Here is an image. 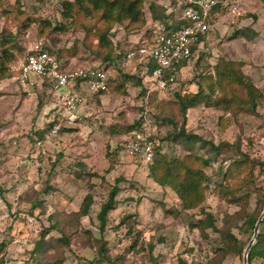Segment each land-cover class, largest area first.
Wrapping results in <instances>:
<instances>
[{
	"label": "rangeland",
	"instance_id": "1",
	"mask_svg": "<svg viewBox=\"0 0 264 264\" xmlns=\"http://www.w3.org/2000/svg\"><path fill=\"white\" fill-rule=\"evenodd\" d=\"M72 1L0 0V264H107L99 252L112 264H241L252 235L245 222L264 206L263 2L216 0L221 10L216 23L211 16L201 58L179 81L188 94L208 84L213 93L183 117L170 95L140 94L155 30L149 7L178 19L176 1L142 0L143 24L132 32L111 25L110 48L97 43L107 27L100 12L77 13ZM252 17L259 36L242 48L230 38ZM38 42L70 68L105 71L107 92L82 93L73 124L48 90L23 91L14 81L12 67ZM217 59L241 63L257 92L253 105L241 104L242 88L217 84ZM221 97L232 99L228 108ZM140 117L161 156L204 175L197 207L182 209L124 150L126 131ZM55 123L58 132L48 135ZM181 128L196 139L175 136ZM114 185L115 205L99 233L96 214ZM86 195L91 204L79 216Z\"/></svg>",
	"mask_w": 264,
	"mask_h": 264
},
{
	"label": "built area",
	"instance_id": "2",
	"mask_svg": "<svg viewBox=\"0 0 264 264\" xmlns=\"http://www.w3.org/2000/svg\"><path fill=\"white\" fill-rule=\"evenodd\" d=\"M175 6L179 7L181 14L178 19L183 22L177 30L167 31L163 26H154L155 33L150 40L145 61V65L150 62L153 67L148 69L144 65L141 81L146 94L156 93L163 96L177 91V87L181 85L179 81L182 83L184 80L183 72L197 59V52L202 45L201 39L211 31V16L217 7V1L184 0L176 1ZM29 53L12 67L14 81L23 91L41 90L46 83L52 97L61 101L60 115H66L68 124L75 122L81 103L79 93L93 95L107 92L104 69L86 66L70 68L69 65L63 68L42 48L40 42ZM59 128L58 124H53L48 135L56 134ZM149 133L150 129L143 117L139 129L132 131L124 139V150L145 165L151 164L153 160ZM37 145L40 143L37 142Z\"/></svg>",
	"mask_w": 264,
	"mask_h": 264
},
{
	"label": "trees",
	"instance_id": "3",
	"mask_svg": "<svg viewBox=\"0 0 264 264\" xmlns=\"http://www.w3.org/2000/svg\"><path fill=\"white\" fill-rule=\"evenodd\" d=\"M173 1L183 2L184 0ZM259 1L263 2L264 4V0ZM141 2L142 0H73L72 3H70V6L75 7L77 13L84 15L87 13L91 14L93 12H100V19L107 24V27L98 37L97 43L100 46H102L103 43H106L107 48H110V36H112V33H110L109 30L111 25L118 24L124 32H132L138 30L141 27L143 24ZM181 8H183V5ZM149 12L152 22L155 25L157 24L165 27L167 31H175L180 25L183 24L181 20L173 19L171 14L165 10H162L156 14L157 11H153V9L149 7ZM154 33L155 30L153 31L152 37L154 36ZM203 41L204 39H201L202 44ZM42 48L47 53L51 54L63 68L68 66L67 61L62 62L59 60L61 58L60 54L50 52L49 49L43 44ZM195 48L196 46H194V49ZM26 54L30 53L27 52ZM199 58L193 61L191 65L196 67ZM241 66V63L238 62L217 59L214 75L217 77V84L221 82V84H232L236 87L242 88L245 92V99L241 101V104L253 105L252 101L255 99L257 92L252 83L240 72ZM145 67L151 69L153 65L148 62ZM201 79L204 78L201 77ZM43 87V90H48L46 83L43 85ZM213 87L214 84H208L206 87L207 91L204 92L200 86H197V91L194 94H188L184 91H180L181 88L178 86L177 91L171 93L170 96L177 105L181 116L184 117L185 112L188 109L195 108L199 105H207L208 97L213 93ZM140 94H142L141 96H145V90L143 89L142 85H140ZM218 102L220 105H224L225 108H228V104L232 102V99H225L221 97ZM146 105L147 103L145 102V106ZM141 122L142 121L140 117L131 124L126 133L130 134L132 131L139 129ZM49 126L51 127L52 124H48L47 128ZM183 132L184 131L181 128L179 133L175 136L182 137V139H196L194 136L183 134ZM41 134L42 133L40 132V135ZM149 140L152 142L153 160L149 165L143 164L145 167H147L148 176L159 186L170 188L179 199L182 209H192L197 207L201 200V182L205 180L204 175L200 171L193 170L189 166L185 165L182 161L173 159L170 160L164 156H161L159 145H157L156 139L151 133H149ZM122 144L124 146L125 140ZM216 149L217 148H214V150ZM203 164L204 166H207V161H204ZM115 182H117V180H115ZM116 192L117 187L114 185L108 192L106 200L100 205L98 209L96 219L98 221L99 233H102L103 231L106 223L107 213L114 208V198ZM90 204V197L86 195L82 200L78 213L79 216H84L87 214ZM261 204L264 205L263 202ZM255 221L256 216L252 215L246 220L245 225L248 227V229H252ZM206 225H210L209 215H207ZM97 258L98 260L103 259V262L107 264H112L108 258L104 259L103 254L100 252L97 254ZM254 260H258L259 264H264V234L262 233L257 234L255 242L249 250L247 264H252Z\"/></svg>",
	"mask_w": 264,
	"mask_h": 264
},
{
	"label": "crops",
	"instance_id": "4",
	"mask_svg": "<svg viewBox=\"0 0 264 264\" xmlns=\"http://www.w3.org/2000/svg\"><path fill=\"white\" fill-rule=\"evenodd\" d=\"M218 1L220 2L221 0H218ZM167 2H169V1L167 0ZM220 10H221V5L220 4H219V6H217L213 10L212 17H213L214 23H216V20H217V17H218L217 14L220 12ZM257 21H259V20H256L254 17H252V18H250V22H249L248 25H245V26H242V27H240V26L234 27L235 29L232 32V36H231L230 40L231 41H236V42L242 41V42L245 43V44H243L241 42L242 48L243 47L249 48L252 45V40L255 39V38H258V36H259L258 30H257V27H256L259 24ZM238 61H239V59H238ZM79 94L81 95V93H79Z\"/></svg>",
	"mask_w": 264,
	"mask_h": 264
},
{
	"label": "water",
	"instance_id": "5",
	"mask_svg": "<svg viewBox=\"0 0 264 264\" xmlns=\"http://www.w3.org/2000/svg\"><path fill=\"white\" fill-rule=\"evenodd\" d=\"M263 218H264V206L262 208L261 213L259 214V216L257 217V219L253 225L251 238L248 240V242L246 243V245L243 249L241 264H247V257H248L249 250L255 241V238L258 234V228H259Z\"/></svg>",
	"mask_w": 264,
	"mask_h": 264
}]
</instances>
